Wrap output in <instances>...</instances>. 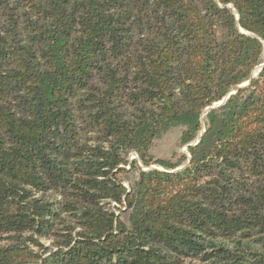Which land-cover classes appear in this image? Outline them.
<instances>
[{
	"label": "trees",
	"instance_id": "trees-1",
	"mask_svg": "<svg viewBox=\"0 0 264 264\" xmlns=\"http://www.w3.org/2000/svg\"><path fill=\"white\" fill-rule=\"evenodd\" d=\"M263 63L264 0H0V264H264Z\"/></svg>",
	"mask_w": 264,
	"mask_h": 264
},
{
	"label": "rangeland",
	"instance_id": "rangeland-1",
	"mask_svg": "<svg viewBox=\"0 0 264 264\" xmlns=\"http://www.w3.org/2000/svg\"><path fill=\"white\" fill-rule=\"evenodd\" d=\"M258 74V68L253 70L250 77H254ZM182 127L171 128L167 132L160 135L153 141V144L148 152V155L153 160H170L175 163L182 155L187 156L186 147H180L179 139L182 132ZM129 160L135 159V155L130 154ZM141 167L140 164H138ZM151 168H154L152 166ZM127 169V173L122 175L120 179L123 181L126 187H129L135 180V173H132L130 169ZM125 218V216H123ZM47 245V244H46Z\"/></svg>",
	"mask_w": 264,
	"mask_h": 264
},
{
	"label": "water",
	"instance_id": "water-1",
	"mask_svg": "<svg viewBox=\"0 0 264 264\" xmlns=\"http://www.w3.org/2000/svg\"><path fill=\"white\" fill-rule=\"evenodd\" d=\"M263 66H264V63H263L262 65H260V67L258 68V73L261 71V69L263 68ZM256 76H257V75H256ZM256 76H254V77H250L249 80L255 78ZM248 82H249V81H248ZM248 82H247L245 85H243V87H244V86H247ZM233 93H235V91L231 92L230 94H233ZM226 99H227V98L223 99L220 103H218L217 106H218V107L221 106V105L225 102Z\"/></svg>",
	"mask_w": 264,
	"mask_h": 264
}]
</instances>
